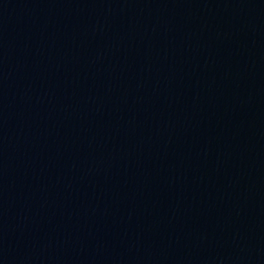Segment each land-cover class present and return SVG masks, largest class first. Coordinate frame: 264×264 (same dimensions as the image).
<instances>
[{
    "label": "water",
    "instance_id": "water-1",
    "mask_svg": "<svg viewBox=\"0 0 264 264\" xmlns=\"http://www.w3.org/2000/svg\"><path fill=\"white\" fill-rule=\"evenodd\" d=\"M0 264H264V0H0Z\"/></svg>",
    "mask_w": 264,
    "mask_h": 264
}]
</instances>
